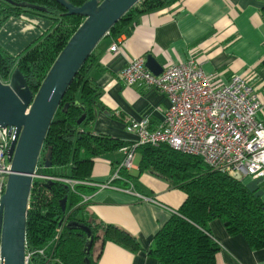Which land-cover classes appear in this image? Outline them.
Listing matches in <instances>:
<instances>
[{
  "label": "trees",
  "instance_id": "16d2710c",
  "mask_svg": "<svg viewBox=\"0 0 264 264\" xmlns=\"http://www.w3.org/2000/svg\"><path fill=\"white\" fill-rule=\"evenodd\" d=\"M68 1L79 6L87 0ZM174 1L138 0L105 36L129 34V24L137 15ZM22 12L40 14L52 23L15 55L0 47V79L7 82L17 69L34 94L84 17L68 14L55 0H0V26L8 17ZM92 67H97L93 50L68 85L40 149L35 168L38 176L32 178L27 201L25 245L31 253L28 264H96L105 241L131 252L144 250L158 264H216L219 245L209 229L214 219L222 222L230 236L241 235L250 249L264 248V203L260 196L234 174L213 170L200 157L177 151L166 143L138 145L137 170L121 171L132 181L147 172L185 194L176 213L154 234L148 248L144 249L133 234L92 213L84 196L96 187L83 182L89 180L93 159L132 144L92 132L99 109L126 121L120 111L102 105L101 87L89 74ZM61 178L75 183L71 188ZM40 248H44L43 254L35 252Z\"/></svg>",
  "mask_w": 264,
  "mask_h": 264
},
{
  "label": "crops",
  "instance_id": "0c3cea01",
  "mask_svg": "<svg viewBox=\"0 0 264 264\" xmlns=\"http://www.w3.org/2000/svg\"><path fill=\"white\" fill-rule=\"evenodd\" d=\"M262 10L264 0H175L137 15L129 24V34L103 37L93 48L97 67H92L89 74L101 87L102 105L120 111L126 121L99 109L92 132L132 142L134 135L125 130L128 120L147 116L150 128L160 123L168 105L167 95L154 89L125 85L120 78L128 60L147 54L153 55L162 68L192 58L217 84L227 82L232 74L248 75L263 98L260 91L264 83ZM51 23L48 17L32 12L10 16L0 26V47L15 55L50 28ZM113 41L118 43L116 52L109 50ZM258 118L264 121V107ZM123 156L124 147L95 157L89 181L106 180ZM136 160L137 156L131 173L137 170ZM132 182L135 190L154 196L168 208L112 188L96 187L84 198L98 219L125 229L146 249L154 234L173 214L170 209L176 210L185 194L147 172H142ZM242 182L264 203V188L260 183L249 178ZM113 183L120 185L122 181ZM209 229L219 245L216 264H264V248L250 249L241 235L230 236L219 219L210 221ZM96 264L158 263L144 250L131 252L112 241H105Z\"/></svg>",
  "mask_w": 264,
  "mask_h": 264
},
{
  "label": "built area",
  "instance_id": "2783aa9c",
  "mask_svg": "<svg viewBox=\"0 0 264 264\" xmlns=\"http://www.w3.org/2000/svg\"><path fill=\"white\" fill-rule=\"evenodd\" d=\"M117 49L118 43L113 41L109 50ZM120 78L125 85L166 94L168 105L154 128L149 127L147 116L128 120L125 130L134 135V140L124 147L121 162L106 180L83 183L129 192L142 201L167 207L154 196L135 190L132 180L121 174L135 167L138 145L166 143L177 151L200 157L213 170L249 178L264 188V121L258 118L264 107V83L260 87L263 98L248 75L232 74L227 82L217 84L192 58L172 63L158 74L145 66L144 57L133 58L124 64ZM16 138L14 126L0 125V203L11 167L7 151ZM34 176L38 175L34 172ZM61 179L71 188L75 183ZM117 180L122 183L114 184ZM35 252L43 254L44 248ZM30 255L25 247L24 264H28Z\"/></svg>",
  "mask_w": 264,
  "mask_h": 264
},
{
  "label": "water",
  "instance_id": "95a60500",
  "mask_svg": "<svg viewBox=\"0 0 264 264\" xmlns=\"http://www.w3.org/2000/svg\"><path fill=\"white\" fill-rule=\"evenodd\" d=\"M55 1L68 14H80L84 19L53 61L37 91L33 94L29 90L17 69L12 71L8 82L0 79V125L14 126L17 137L7 151L11 167L0 203V264H24L30 186L57 106L95 45L138 0H87L79 6L68 0ZM144 58L145 66L152 73L162 71L153 55L147 54ZM46 164H49V153ZM85 230L88 232L86 227Z\"/></svg>",
  "mask_w": 264,
  "mask_h": 264
}]
</instances>
